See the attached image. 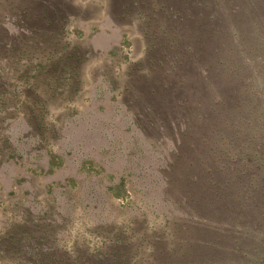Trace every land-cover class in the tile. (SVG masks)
<instances>
[{
	"label": "rangeland",
	"instance_id": "1",
	"mask_svg": "<svg viewBox=\"0 0 264 264\" xmlns=\"http://www.w3.org/2000/svg\"><path fill=\"white\" fill-rule=\"evenodd\" d=\"M10 1L0 0V264H85L89 257L92 264L115 243H129L144 254L145 258L129 252L130 258L134 255L130 264H151L149 254L152 249L158 253L160 238L170 242L177 230L189 232L198 229L197 224L211 228L210 237L218 244L212 250L198 248L193 264H223L240 235L253 249L258 244L264 250L259 224L252 223L247 231L240 224L231 226L233 215H219L220 220L197 216L193 206L200 203V191L192 181L200 179L202 153L212 155L207 148L219 138L213 131L219 122L225 124L223 118L229 127L223 129L225 136L246 140L253 134L258 101L248 103L252 113L240 106L249 97L247 83L261 82L264 96V0H129L132 6L121 15L117 13L118 8L123 11V0H66L72 14L65 38L77 44L84 57L80 64L84 80L78 82H83L78 92L63 98L61 92L72 89L67 83L72 79L60 72L66 88L59 87L55 97L48 98L54 89L49 90L47 77L39 76L43 77L39 99L45 107L25 102L20 90L29 89L34 98L32 82L17 75L26 65L35 66L45 43L35 42ZM163 1L185 16L180 33L191 48L180 41L185 49L172 52L182 59L181 66H190L182 69L183 78L181 67L173 66L176 60L146 61L140 72L150 68L158 74L150 85L138 80L143 74L124 71L147 57V16L158 26L160 15L153 8ZM198 15L206 18L208 31ZM198 29L205 38H200ZM212 38L217 44L201 52L197 43ZM15 40L29 50L19 62L12 60L21 48H13L19 43ZM26 41L27 47L22 45ZM28 71L33 79L36 70ZM228 71L226 81L221 74ZM198 85L202 95L223 99L219 116L201 108ZM174 88L184 91L173 93ZM184 97L192 105H184ZM235 104L239 107H232ZM207 112L213 116L200 117ZM179 153L193 167L173 171L171 164L179 160ZM177 176L186 179L185 190L172 186L171 178ZM248 198L243 195V203ZM228 202L231 199H223L221 208Z\"/></svg>",
	"mask_w": 264,
	"mask_h": 264
},
{
	"label": "trees",
	"instance_id": "2",
	"mask_svg": "<svg viewBox=\"0 0 264 264\" xmlns=\"http://www.w3.org/2000/svg\"><path fill=\"white\" fill-rule=\"evenodd\" d=\"M23 1L24 3L21 4V0H11L9 2L10 8L13 9L14 14H17V16H19L22 25L30 28V34L35 38V42L38 44L39 41H41L45 44L42 48L44 54L37 55L38 59L35 66L31 68L32 66L30 64L26 65L23 70H19L21 71V73L17 74L18 78L23 79L25 83H27L29 80L30 82H32L31 87L32 91H34L35 94L34 98L32 97L33 95L30 94L29 89H21L20 93L23 94L22 98H24L25 102H30L35 107H45V101L40 102L39 99L40 95L42 94L39 87L41 82L43 81V77L39 78V76L48 78L47 83L51 87L49 90L54 89L52 93L48 94V98H54V94L59 87L63 86V88H66V86H64L66 82L62 81V75H59L60 72H64L66 76H69L72 79L68 80L67 82L68 85L72 86V89L69 91H62L61 94L64 95L63 98H70V96L74 92H78L80 90V85L83 84L82 82V84L78 85V82L80 83L84 80L82 78L83 74L80 70V64L84 60V57L82 58V55L79 54V46L77 44L71 45L72 41H70L68 38H65V29L67 27V22L70 19V14H72L69 10L70 5L66 2V0ZM30 1L31 4L33 1H35L36 4L31 7L29 5ZM124 1L125 0L121 2L123 11L119 10L118 8V15L126 14L129 7L128 5H131V3H129V0L125 2ZM111 4L113 6L116 4V2L111 1ZM135 4H139V7L145 9V7L140 3L136 2ZM197 6L199 7V9L201 8L205 12L204 5L203 3H201V1H199V4L197 3ZM201 9V14H203L204 12ZM153 10L155 11V13H158L160 15V17H157L160 18V20L157 21L158 26H156V23H154L153 20L147 16L148 31L145 32V36L148 37V55L145 60L141 59L137 62H134L136 68L131 65L130 68L125 69L124 72L130 75L131 73L136 74L137 71L138 73L144 75V78H140L139 76H137L138 80L148 82L150 83V85L153 83L155 84L153 78L158 75L157 73L155 75V69L151 70L150 68H148L147 70L145 69V72L140 71L142 70V68L147 66V64L145 63L146 61H158L159 64H162V59L166 58L168 61L174 60L173 64L177 61V63L173 66L179 65L181 67L180 71L182 77L186 78V75L182 69L188 70V66L190 65H188L187 68H184L183 65L181 66L180 64L182 59L176 57V55H173L172 52H180L182 49H185V47L183 48L179 46L180 41L187 43L184 36H182V34L180 33L182 22L185 20V16L179 11H176V9L172 7V5L171 7L169 6L168 9L164 1L161 5H157V7H154ZM163 11H165V13L162 15ZM139 12L146 13V11L141 9H139ZM177 16L178 18H173ZM176 19H180V22H176ZM205 19V17L203 18L202 16H199V19L197 20L202 21V23L205 25L204 31H208L209 25L204 22ZM198 24H200V22ZM204 31L202 29L197 30L200 38L206 37L203 34ZM62 39H64L63 42ZM212 40L213 38L211 39V41L208 40L197 43L198 45L201 44V52L202 50L204 51V49H207L210 44H212ZM15 41L19 43H14L13 48H20V41ZM35 42L32 41L31 44H34ZM28 43L29 42L26 41L22 45L25 46ZM215 44L217 43H214L212 45L215 46ZM187 46L190 50L191 47L188 45V43ZM205 51L209 52V50ZM27 52H29V50L27 48L22 49L21 46L20 50L18 51V55H16V57H14L12 60L19 62L23 56L28 54ZM187 53H184L183 56L187 55ZM30 56L34 57L36 55L33 54ZM178 59L180 60L178 61ZM219 60L220 59L218 58L217 63L221 62V60ZM29 69L36 70L35 73H32V77L34 80L29 78ZM174 69H176V67L169 69L168 72L173 71ZM207 74L208 76H206V80H212V76H210L211 73L207 72ZM226 74H224L223 72L221 75H224V78L227 81V78H230L228 76L230 74V71H228ZM132 76L133 75L127 76L128 79L126 80V84H129V77ZM187 76L189 79L190 74L187 73ZM232 86H234V83H232ZM246 86V94L249 97L247 98V100L241 102L243 106H240V108H247V112L252 113V110L248 108V103L253 100L254 102L258 101L257 104H259L257 111H255L258 119L256 120L257 123L254 125L253 134L246 140L245 137L241 140L232 137L230 138V136H225L223 134V129L229 128L226 126L228 124L226 118H223V120L225 121L224 125H222L223 121L217 124L215 133L213 131V134H215L219 138L215 141V144H211L210 148H207L212 150V155L211 157H209L210 152H208L209 155L205 157L206 154L202 153L201 158H205V161L203 162V159L200 161V179L192 180L194 181V183H196V185L198 186V190L200 191V203L194 205L193 210L200 218L203 217L215 220H220L218 219L219 215H233L235 223H231L232 227L235 224H240L238 226L243 229L246 228L247 231H250V228H252V223H255L256 225L259 224L260 226H262L264 230V96L261 94V82L259 85L258 81H254L250 84L247 83ZM164 88L168 89L169 85H165ZM178 90L182 91L183 89L174 88L172 92L175 93ZM200 90L201 89L199 87L198 95L200 96V99H198V102L201 108H210V110H212L215 115L219 116L222 113V110L219 106L223 105V99L221 100L220 98H216L213 94L210 97L204 96L200 93ZM231 90L232 89H230L228 93ZM219 91L220 89L218 90V92ZM151 92L153 94V92H156V89H153ZM221 92L222 91H220V93ZM143 96L144 95H142L141 97ZM183 102L184 105H192V102L188 98H186ZM236 105L237 104L233 105L232 107L238 108L239 106ZM206 116L210 117L213 115H211L210 112H207L206 115H201L200 117L206 119ZM222 139L223 141H221ZM201 149H204V147H202ZM179 155V160L177 162L174 161L171 164V169L173 171H176L181 166L190 168L193 167V163L191 161H183L182 154L179 153ZM171 179L172 186L174 187L175 184V188H178L177 190H180L179 188H183V190L186 189V179H183V181H181L182 179H180L179 176H177L176 179ZM245 194L249 196V200L246 202V204L243 203V195ZM223 199L226 201L231 199V208L229 202L227 205H225L227 206L226 208H221ZM218 206L220 207L218 208ZM210 210L211 215H207ZM197 227L199 230L192 227L189 232L185 233L177 230L175 234H177L178 236L170 242L163 243L164 239L160 238V243L157 242L161 245L158 253H156V251L152 249V252L149 254L150 260L152 262L151 264H161L162 262H164V264H175L174 262H176L177 264H180V262L185 264H193L195 263V254L197 255V253L195 252L198 248L204 250L214 249L218 244L216 238L211 239L212 237H210V234L214 231H212L211 228L207 229V226L205 228V225L203 224H197ZM197 231L199 235H195ZM247 231L246 234H244L246 236H248ZM164 232L160 233L162 237L165 234ZM193 235H195L193 239H188ZM256 246L258 248L255 247V250L252 248L250 240L248 241L247 239H245L243 235L238 236L234 239V249H232L230 252L228 251L224 255L226 258L223 260V264H260L261 262L258 258H260L262 261L264 260V255H262L264 250L262 248L260 249L258 244H256ZM240 250L244 251V255L246 256L244 262L240 261L241 259H239V257L242 258ZM129 252L137 253V255H142L143 258H145L142 252H136L135 247L129 245V243H126L124 245L115 243L110 252H105L102 256L96 258H101L99 262L92 261V264H130L133 260L134 255H132V257L130 258L128 255ZM89 260L90 257L86 260L85 264H89Z\"/></svg>",
	"mask_w": 264,
	"mask_h": 264
}]
</instances>
